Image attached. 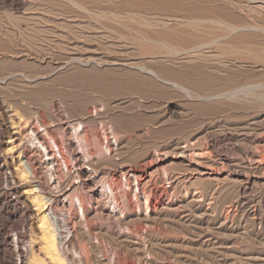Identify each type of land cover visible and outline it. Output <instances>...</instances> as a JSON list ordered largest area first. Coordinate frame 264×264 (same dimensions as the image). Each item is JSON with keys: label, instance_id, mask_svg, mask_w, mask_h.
Segmentation results:
<instances>
[{"label": "rangeland", "instance_id": "rangeland-1", "mask_svg": "<svg viewBox=\"0 0 264 264\" xmlns=\"http://www.w3.org/2000/svg\"><path fill=\"white\" fill-rule=\"evenodd\" d=\"M24 1H25V4L23 2L22 6L18 10L15 9V11L10 6L3 5L2 3H0L1 4L0 5V9H1L0 10L1 11L0 12V18L2 21H4V22L0 21L1 22L0 24L4 23L3 24L4 27L2 25H0V26H2V31H3L2 32L1 28H0V34L2 35V33L5 32L2 36L0 35L1 36L0 37V44L5 43L6 47L9 49L14 47V48H12L13 51H12V49L9 50V52H8L9 54L7 53V55H0V65L3 63L0 66L1 69L3 66V69L5 68L3 71L9 72V71H14V68H20V69H15L16 72L19 75H21L20 73H24V74L20 77H19V75L17 77L15 76V79L17 78V82H16V80H14L16 82V83L15 82L14 83L19 85L18 86L19 89L21 87H24L21 89L25 90V88H26L28 92H29V90H31V88L33 90H35L36 87L40 88L41 85L43 87L46 83L49 84L51 81L53 83L50 84V86L52 87L54 85L52 88H54L55 84H56L57 89L56 88L54 89L55 92L58 90H60L63 93L67 91L69 93V95H71V94H73V92H69V91H72L73 89L79 90V88H81L82 85H84L85 89L83 87V90L86 91L88 94L86 92H84L83 90H81L82 88L80 89L82 92L79 90L82 94L79 93V91H77V90L74 91L75 93L78 92L80 95H82V96H80L78 94L80 96L81 100L84 99V102L83 101L80 102L81 100H80L78 95H77L78 98H76V99H78L77 101L79 103L76 102V99H75L76 96L72 95L73 96V98H72V96H69L67 92H66L67 94L66 93L61 94L60 91H58L59 94L57 92H56V95L54 93L51 94V99H54L58 103L60 101V103L62 104V101H63V103H66V102H64V99H62V101H61V99H59V96H60V98L61 97L63 98V96L65 97L67 95V98L65 97L66 98L65 101H72V102H67V103L69 105H72V106L74 105L75 108H73L74 106L72 107V106L66 105L67 103L65 105L69 106V107H67V109L69 108L68 110L70 111V114L74 113L75 115L82 114L85 112L86 109L92 108V106H91L92 100L88 101L87 100L88 97L89 98L91 97L90 99H92V97H93L94 98L93 101L96 103L100 102V100H101L100 103H104L105 106H107L110 103L108 105L110 108L108 106H107L108 108L105 107L107 109L104 108V111L107 110L106 111L107 113L106 112L104 113L102 110L101 112H99L101 115H99V113L94 115L96 118L94 117V120L92 119L91 122L93 124H91V122H89L88 126L92 125L93 126V128L91 126L92 129L98 128L99 124L101 125V122H102V125L104 124L105 125L104 128H106L105 132L107 133V139L111 140V141L108 140L109 143L112 142L113 137H115L118 141L117 146H116L117 150H116V152H114V153L118 152L117 153L118 155L117 154L110 155V157L109 156H108V158L106 157L107 159L105 158V156H102L99 158L98 157H92V158L85 157L84 161L83 160L81 161V163H83L84 165L83 164L81 165V163H80L81 166L79 165V167L78 166L75 167V169H73L70 172L69 171L67 172V169L66 168L64 169L65 166L63 165V163L61 161H59V162H61L60 164H61V168L63 170V175L66 173L64 175L65 178H63V182L65 184L64 185L62 184L64 187H62L61 192L65 193V194H69V193L74 194V192H75V195H78V197L79 196L81 197V195L83 196L82 198L86 197L85 201L87 202V203H85V206L87 208L85 210L86 212L84 213V215L86 214L83 217L84 219L83 220L81 219L82 217L80 216L79 212H78L79 215L77 214L78 216H76V221L77 222L79 221V222L76 226L77 229L73 230V231H75L76 234L74 232H72V238L75 237L73 239L75 240L74 242L77 245L74 246L75 245V243H74V244H72V245L70 244L68 246L69 248L67 250L69 252L67 251V254H68V256L70 254V256L68 257L69 261L72 262L73 264L74 263L78 264V261L80 263L82 261L83 264H88L87 263L88 261H90L89 264L90 263H92V264H96V263H98V264H264V156H262V155H264V104H263L264 103V96H263V94H264V51H263L264 46H262V44H261V43H264V31H262V29L264 30V28H262V25L264 27V1L262 2V0H260V1H258V0H256V1L255 0H252V1L251 0H240V2L239 1L237 2V0H235V1L234 0H232V1L231 0H203V1L200 0V3H199L198 0H196V1L195 0H179V1L170 0L173 2H180L181 1L182 3H191V4L194 1L195 2L193 4H195V3L196 4H198V3L199 4H201V3L206 4L209 2L210 4H213L214 6H219V7H223L224 9H227L226 11H227V14L230 15L229 16L230 19H231V15L234 13V16L236 18L240 19V20H238V19L232 18V20H234L236 23H234V21L230 22V20L228 21V20H226V18H224L225 19L224 20L223 17L217 18V20L219 22H222V23H233V24L238 23L239 25L242 23L240 25V27H238L239 25L237 24L238 25V26L236 25L237 28H235V29L233 28V32H232V34L230 33L231 35L229 36L230 41L231 40L232 41L231 42L229 41V42L231 44L233 43V45H234L235 41H233V40H237L236 41L237 45L239 43L242 45L243 44L245 45V42L248 40L246 45L248 44L249 47L243 46L245 48L244 52H243V49L238 50L239 53H240V51H242L240 56L243 53H245L247 50V53H245V55H246L245 60L247 59L246 61H244V59H243L244 55H242L243 57L241 56L242 60L240 59L239 62H238V60H235L234 62L231 61L229 63V61L226 62V60L225 59L223 60L222 58H219L220 60H218L220 66L224 67L225 70L230 71V74L227 76H230L231 74L233 75V73H234V75L237 74L236 76H238L240 74L238 76V78L235 76L236 80H235V82L232 83V85L234 87H235L234 83L236 84V86L238 87V90L236 87H235L236 91L233 90L234 87L231 85L232 87L230 86L229 89H232L233 91L229 90L228 87L227 88L223 87L227 91V92L225 91L226 92L225 93L224 91H222L223 89H221V86H219L220 87V92H219V88L217 86V87H214L215 89L213 88L214 91L212 90L214 94H212V96L210 95L211 97H214V96L215 97L211 98L209 96H205V97H207V99H205V98H201L202 97L201 94L203 92L201 94H198V93H200L201 90L196 91L197 93H195V91L193 92L192 89H195V90H199V89H196L194 87L190 88L192 86H190L188 90H189L190 94L194 93L193 94L194 96L193 95L190 96L189 92L187 91V88H188L187 85L188 84L186 85V84L182 83V81H181L180 84L181 85L184 84L183 86H184V88L186 87L185 90L188 93L186 91L184 93V91H182L183 90L182 88H178V89L177 88H171L173 92L169 91V90H171L169 88L167 90V92H165L166 94L170 92L167 95L168 96L167 98H166V94H165V96L162 95V97L157 94L159 97H161L159 100H158L159 97L156 95V93L154 94L153 92H149V89L147 90L148 91L147 94L150 95L149 93H151V95H150L151 97H149L147 99V96H146L147 94L145 93L146 91H144L142 89L141 90L143 93L141 96L140 95L141 90H139L140 88L138 87V85L137 86L134 85V82H133L134 80H130L132 77L130 78V76L126 75L127 78H130V79H127L126 77L123 78L125 76L124 73H123L124 76L121 75L122 74V67H124V66H125V68H123V70L127 69V71H128V69L131 67L129 69V71H131V70L135 71V69L137 67V66H135L136 63H138L136 65L140 64L141 66L144 64H145V66H148V64H149L148 63L149 61H147V63H146V60H148V59H145L146 57H144L142 55L140 56L138 50H136L137 48L136 47L133 48V46H135V45L132 44L133 46H131L130 40H128L130 38V36H129L130 34H128V31H130L129 33H131L132 35L135 36L136 31L134 29H136L138 27L137 21H139V18L134 19V21H132L135 23V20H136V23H137L136 25L134 23L128 25V27H127V25H125L128 22L131 23L130 21L134 17L135 18L139 17V14H140L141 19L143 18L142 16H145L146 14L147 15L145 17L148 16L149 12L146 9H148L147 6L149 7V5H151V3H149V0H147L149 5H147V1H146V3L143 2L145 0H142V1L141 0L140 1L135 0L136 2H139L137 4L134 0L133 1L132 0H130V1L129 0H116V1L112 0L113 3L111 0H109V1L108 0H88L89 2L87 0L86 1L85 0H53V1L52 0H41V1H39V0H24ZM60 1L63 3H61ZM96 1H97V4H96ZM123 1H124V4H123ZM157 1L154 0L153 3L157 2ZM159 1H161V0H159ZM162 1H164V0H162ZM245 1L246 2L248 1L247 5L249 6V8L252 7V9H250V10L246 9V8H248V6L246 5ZM42 2L44 5L42 4ZM48 2L51 3L52 5L51 4L49 5ZM77 2L80 4L82 3V4L81 5L75 4ZM102 2L104 5L102 4ZM105 2H106V4H105ZM141 2H143V3H141ZM233 2L234 3L237 2V4H234ZM84 3H85V5H84ZM238 3H242V4L245 3V4H243V6H242V4L239 5ZM27 4H28V6H27ZM58 4H59V7H58ZM62 4H63V6H62ZM134 4H135V6H133ZM138 4L142 5V6L139 5L142 7V9H144V7H145L146 9H144V11L146 10L148 13L142 12L141 11L142 9L139 6L137 7ZM253 4H254V6H253ZM259 4H261V5L258 6ZM24 5L27 6V8H26L27 11L24 10L25 9ZM37 5H38V8H37ZM111 5H112V7H111ZM244 5H246L247 7H245ZM126 6L128 8H126ZM229 6H231L232 8L230 9ZM136 7H137V9H136ZM237 7H239V8H237ZM240 7H242V12H241ZM39 8H40L41 12H39L40 11ZM31 9H33L34 11L36 9L35 13H33V12L31 13L30 12V11H32ZM48 9H49V11H48ZM56 9L58 10V12ZM63 9H64V11H63ZM51 10H52V12H51ZM55 10H56V12H54ZM244 11H247V12L251 11L252 13H250V12L248 13L251 17L247 14V12H244ZM6 12L9 14H7ZM23 12H25V13H23ZM46 12L47 13L49 12V13L44 14ZM97 12H99L98 14H100V15H98ZM230 12H231V14H229ZM53 13H55V14H53ZM66 13L67 14L69 13V14L67 15ZM78 13H79V15H78ZM82 13H83V15H82ZM113 13L114 14L115 13L121 14L122 16L119 15L121 19L119 18L117 20V18H115L116 16L119 17L118 15H115V17L113 19V15H114ZM141 13L143 15H141ZM33 14H35L36 16L34 17ZM134 14H138L137 17L134 16ZM7 15H9L8 18H7ZM85 15H87V16H85ZM128 15H129V17H127ZM130 15L131 16L133 15L134 17L133 18L131 17L132 18L131 19ZM38 16H40V17H38ZM90 16H91V18H90ZM2 17H4V18H2ZM36 17H38V18H36ZM98 17H99V19H98ZM31 18H32L33 22L29 23V20ZM73 18L75 20H73ZM122 18H126V19L124 20ZM253 18H255L256 21ZM25 19H26V23H24ZM33 19L34 20L36 19L37 21L41 20V22H38L36 24L37 21L36 20L34 21ZM128 19L130 21H126ZM241 19H242V22H241ZM8 20L10 23H11V20H12V23L13 22L15 23V21L18 22L17 25H19L20 27L19 26L17 27V25H14V23L10 24L8 22ZM114 20H116V21H114ZM119 20H123L125 23V24L123 23V25L126 26L125 27L122 25V30H120L121 24H119V23H121V21H119ZM251 20L253 22L255 21L254 23H257V25L259 23L258 26L261 28H259L257 25L255 26L254 23L252 24ZM97 21H99V23ZM117 21L119 23H117ZM55 22H59V23H55ZM114 22H116L117 24ZM32 23H33L34 28H33V26H31ZM39 23H42L43 25L42 24L38 25ZM44 23H47V25ZM110 23H112L113 25ZM249 23L252 24V27L253 26H255V27L251 28ZM29 24H31V25H29ZM52 24L55 26H53ZM98 24H99V26H98ZM114 24H115V26L116 25L117 26L114 27ZM13 25L17 28H15ZM132 25L137 26V27L134 28ZM242 25L246 29L244 27H242ZM12 26H13V29L11 28ZM24 26H26V27H24ZM29 26H30V28L27 29ZM41 26L45 29V31ZM69 26H71V27H69ZM22 27H24L26 30L21 29ZM39 27H41V28H39ZM50 27H52V28H50ZM112 27H114V28H112ZM123 27H125V28H123ZM248 27L250 29H248ZM7 28L9 30H12V35H11V31L9 32L8 30H6ZM36 28H39V29H36ZM66 28L69 32L66 31ZM69 28L72 30H70ZM100 28H102V29H100ZM126 28L128 31L126 30ZM243 28H244V30H243ZM257 28L259 30H257ZM19 29H21L22 32H23V30H25L23 32L24 34L20 33V34H22V36L24 35L23 38L26 37V35H27L28 39H29V37L30 38L32 37V38L25 42V39L23 40L22 36H21L20 39L22 41H24L25 43L22 42L20 39H18V37H15L16 39L12 41V39H14L13 37L16 36L20 32ZM63 29H64V31H63ZM113 29L114 30L116 29L118 32H116V30L114 31ZM254 29H256V30H254ZM13 30H15V31H13ZM32 30H34L35 32ZM38 30H40L41 32ZM111 30H113V31H111ZM123 30H125L127 32L125 33V31L123 32ZM131 30H134L135 33ZM241 30H243L245 32V34H243L242 33L243 31L241 32ZM29 31H31V32H29ZM48 31H49V33H48ZM51 31H52V33L54 31L53 34L51 33L52 36L50 34ZM98 31H100V32H98ZM120 31H122L123 35L125 33L126 36H128L129 38L127 39V37L124 35L127 39V40H125L124 36H122V35L118 36V34H116V33H119ZM42 32H43V34H41ZM46 32L48 35H46ZM75 32H76V34H75ZM110 32H112V33H110ZM6 33H8V34L10 33L11 36L10 35L9 36L12 37V38H10V40H9L8 35H6L8 37L7 39H5L6 36H5V38L3 37ZM13 33H14V35H13ZM15 33H16V35H15ZM31 33H36L37 36H36V34L32 35ZM233 33L234 34L237 33V35L231 38V36H233ZM239 33H241L242 35H239ZM252 33L253 34L255 33L254 37H253ZM120 34H121V32H120ZM248 34L250 35L249 38L247 37V36H249ZM28 35H30V36H28ZM42 35H44V36H42ZM72 35H73V37H72ZM96 35H98L99 37L97 36L98 37L97 38ZM243 35L244 36L247 35L246 37L248 39L246 37L243 38ZM256 35H257V37H256ZM17 36H20V35H17ZM45 36L47 37V39L44 38ZM48 36H51V37H48ZM121 36L123 38H120ZM52 37H54L56 40L54 41V38H52ZM91 37H93V38L90 39ZM252 37H253V39H252ZM2 38H4L3 40L6 42L1 43ZM43 38L45 40L49 39V40H51V42L53 41V44H51L49 42V40L46 42ZM74 38H75V40H74ZM118 38H120V39L118 40ZM131 38H133V36ZM229 38H226V42H228L227 39H229ZM237 38L240 40H238ZM8 40H9V42L7 43ZM32 40H36V41L34 42ZM71 40H73V41H71ZM77 40H79V41H77ZM242 40H243V42H242ZM120 41H124V42H120ZM27 42H28V45L26 44ZM32 42H34V43H32ZM54 42H56V43L54 44ZM221 42L224 43L225 39ZM226 42H225V44H226ZM236 42H235V45H236ZM36 43H38V44H36ZM62 43H64V44H62ZM121 43H123V44H121ZM125 43L130 44V45H126ZM39 44H41V45H39ZM68 44L71 45L72 49L69 47ZM72 44L75 46L78 44L79 45L76 48L75 46L72 47L73 46ZM9 45H12V47L11 46L9 47ZM19 45H20V47H19ZM26 45H27V47H26ZM52 45H54V46H52ZM55 45H56V47H55ZM57 45L58 46L60 45V46L58 47ZM237 45H236V47H237ZM250 45L253 47H255V45H256V49H254ZM42 46H45V47H42ZM50 47H52V48H50ZM247 47H248V49H246ZM16 48L19 50L18 53H17V51L16 52L14 51V50H17ZM31 48L32 49L34 48V49L32 50ZM35 48H36V50H35ZM43 48H44V50H43ZM46 48H48L47 49L48 52L45 50ZM249 48L252 50H250ZM66 49H69V50H66ZM70 49H71V51H70ZM49 50H51V51L49 52ZM133 50H134L135 54L132 52ZM10 51H11V53H10ZM258 51H260V52H258ZM38 52H39V54H38ZM51 52H53V53L51 54ZM120 52H121V54H119ZM13 53H14V55H11ZM22 53H24V54H22ZM41 54H42V56H41ZM235 54H237V52ZM257 54L259 57L258 56L256 57ZM75 55H77L78 57L77 56H76L77 58L74 57ZM137 55L139 58L141 57V59H139L137 57ZM237 55H239V54H237ZM2 56H4V57H2ZM247 56H249L250 59H249V57L247 58ZM252 56L254 59L252 58ZM142 57H143V59H142ZM42 58H44V59H42ZM2 60H4V61H2ZM140 60L142 61V64H141ZM29 61H30V63H28ZM134 61H135V64L133 63ZM26 63H28V65ZM225 63H226V65H225ZM235 63H236V65H235ZM59 64H61L62 66H60ZM244 65H246L247 67ZM9 66L10 67L12 66V68H8ZM58 66H60V68ZM227 66L228 67L230 66V67L228 68ZM237 66H238V68H237ZM239 66H243V67L239 68ZM34 67L35 68L37 67L36 69H38V70H40V69H43V70H41V71L34 70L35 69ZM82 67H83V69H82ZM95 67H96V69H95ZM226 67L228 69H226ZM231 67H232L233 73H231L232 72ZM6 68H8V69H6ZM241 68H243L244 70L246 68L247 69L244 72L243 69H241ZM9 69H11V70H9ZM88 69H89L90 73L88 72ZM106 69L108 71L109 70H112V71L106 72L107 71ZM114 69H116L115 70L116 73H118V71H120L119 73H121V74L118 73V75H116V73H115L113 75ZM224 69H220L221 72L219 74H221L222 72H224L225 74L228 73L227 71L225 72ZM233 69H236V70H233ZM30 70L31 71L33 70V73H37V74L39 73L40 75L43 76V77L39 76V78H37L35 80L36 82L35 81L30 82L32 85L29 82H26L28 80H26V76L24 77V75H27L30 72ZM73 70H76V71H73ZM247 70L249 72H247ZM48 71H49V73H47ZM216 71L218 72L219 69H217V70L214 69L213 73L216 74L217 73ZM25 72H28V73L26 74ZM40 72H42V73H40ZM72 72L74 74H76V76L81 74L80 75L81 78H79V76L76 77ZM75 72H77L78 74ZM82 72H83V75H82ZM86 72H87V74H86ZM224 73H222L223 75L221 74L222 77H227V76H225ZM241 73H244V75ZM60 74H62V75H60ZM259 74H261V75H259ZM66 75H68V76L66 77ZM73 75H74V77H73ZM87 75H89V76H87ZM112 75L114 77H112ZM115 75L116 76L120 75L119 78L123 79L122 81H124V82L119 80L118 77H115ZM221 75H219V76H221ZM256 75H258V76H256ZM58 76H62L59 78L60 79L62 78V82L64 81L63 83H61V80L59 78H57ZM63 76H65V78L67 79L68 82L66 80H63V79H65ZM85 76H86V78L87 77L88 78L86 79ZM94 76H95V78H94ZM254 76H255V78H254ZM21 77L23 80H21ZM50 77H51V80H50ZM101 77H103L104 79ZM107 77L110 79H108ZM241 77H243V78H241ZM56 78H57V80H56ZM113 78H118V79L116 81ZM244 78H246L245 79L246 81H243ZM43 79H44V81H42ZM53 79H54V81H53ZM85 79H86V81H85ZM111 79H112V81H110ZM237 79H239V80H237ZM260 79H262L263 81ZM38 80H40V82ZM55 80L57 82H60L59 85L57 84V82ZM128 80L130 82H128ZM18 81H22V84H24V85L22 86L20 82L18 84ZM87 81H89V82H87ZM91 81H92V83L93 82L94 83L92 84ZM118 81H119V83H118ZM177 81H179V80H177ZM177 81H175V82L179 83ZM236 81L237 82L239 81V82L237 83ZM23 82H25L26 84ZM41 82H42V84H41ZM44 82H46V83L44 84ZM72 82H73V84H72ZM76 82L79 85L82 84L81 87L79 85H77ZM95 82L98 84H96ZM100 82L101 83L103 82L102 83L103 85ZM113 82H114V85H111V84H113ZM243 82L247 88L243 86L244 85ZM254 82H256V83H254ZM27 83L30 84L31 87ZM69 83H70V85H68ZM129 83H130V85L133 83L132 86L133 85L135 86V88L133 90H132L131 86L128 87ZM15 84H13V86H12V84L7 85L6 86L7 90L10 91V89H12L11 86L14 87ZM64 84H66V85H64ZM71 84H72V87L74 86L73 88L71 87ZM60 85H61V87H60ZM63 85L66 87V89H69V90L65 91V89L63 88L64 87ZM86 85H87V87H86ZM90 85H91V87H90ZM96 85H98V86H96ZM100 85L101 86L106 85V86L100 87ZM249 85H251V86H249ZM45 86L48 87V85H45ZM168 86L171 87V85H168ZM16 87L17 86H15V88ZM33 87H35V89ZM92 87H94V88H92ZM99 87L102 89H100ZM111 87H112V89H111ZM239 87H240V90H239ZM241 87H242V89H241ZM62 88H63V90H62ZM123 88H124V90H123ZM136 88L139 90L140 94H138V90ZM216 88H218V89L216 90ZM254 88H255V90H254ZM125 89H127V90H125ZM135 90H137V92ZM178 90H180L179 93H178ZM215 90H216L218 95L219 94L221 95L222 92H224L225 94L222 93V98H219V97H217ZM228 90L232 91L233 94H232V92L230 94V92H228ZM242 90H244L247 94L244 91L242 92ZM102 91L104 92V94ZM105 91H107V92H105ZM52 92H53V89H52ZM110 92H111V94H110ZM176 92L180 96H177ZM238 92H240V93H238ZM258 92H260V93H258ZM106 93H109L108 96ZM171 93H172V95H170ZM256 93H258V94H256ZM137 94H138V96H137ZM143 94L144 95L146 94L145 95L146 97L143 96ZM53 95H55L54 97H56V98L58 97V99L56 100V98H53ZM229 95H231V97ZM233 95H234V97H233ZM68 96L71 97L73 100H71V98H69ZM84 96H85V98H84ZM115 96H116V98H115ZM170 96H171V98H170ZM237 96H238V99L236 98ZM258 96H260V97H258ZM261 96H263V97H261ZM124 97H125V99H124ZM140 97L143 100L140 99ZM40 98L39 99L41 101L39 99L38 100L40 101L41 105L44 104V103H42L43 98H44L43 102H45L46 99H48L46 97H40ZM153 98H155L154 99L155 103L153 102ZM156 98L158 101L156 100ZM74 99H75V102H74ZM85 99H86V102H85ZM98 99H99V101H98ZM107 99H109V101ZM48 100L50 101V99H48ZM140 100H142V101H140ZM49 101L47 102V104L49 103ZM117 101L119 102V104ZM128 101H130V102L133 101L132 105L128 106V104H127V103H129ZM134 101H139L142 103L141 104L139 103V105L135 104V106H134L133 105L135 103ZM148 101L151 102L150 105L148 104L149 103ZM116 102L118 105L116 104ZM120 102H121V104H120ZM236 102H237V104H236ZM75 103H77V104H75ZM80 103H83L84 105L83 104L79 105ZM144 103L147 104L146 106L149 105L148 106L149 109H147V107L145 106ZM240 103H241V105L244 103L246 106L242 105L243 106L242 107L240 105ZM47 104H46V108L48 109ZM111 104L113 106L115 104V107H113ZM123 104L125 105V107ZM82 105L84 106V109H82L84 112L81 110V108L83 107ZM85 105H87V106L89 105V107L86 106L87 108L85 109ZM94 105H95V103H94ZM136 105H138V106H136ZM208 105H210V106H208ZM77 106H79V108ZM80 106H82V107H80ZM132 106H134V107H132ZM150 106H153L154 110H151L152 107H150ZM218 106L220 108H218ZM257 106H259V108ZM76 107H77V110L79 109L81 112L79 111V113L77 112V114H76V112H75V111H77V110H75ZM128 107H131V108L127 109ZM236 107H238V108H236ZM26 108L28 109L27 113L29 112V114H32L31 115L33 118L32 120L34 121L37 117V115H36L37 114V107L35 105H30V106L27 105ZM29 108H30V110H29ZM31 108L33 111L31 110ZM232 108H233V110H232ZM243 108L245 110H243ZM174 111H176V112H174ZM47 112H49L50 115L52 114L51 111H49V110H47ZM68 112H67V114H69ZM75 115H73V116H75ZM149 115H150V117H149ZM150 118H152L153 120ZM95 120H97V121H95ZM1 122H2V115L0 113V123ZM89 128L90 127H87V129H89ZM91 128L89 130H91ZM99 129H100V126H99ZM190 134H192V135H190ZM186 138H188V139L186 140ZM3 141H5V140L3 139ZM184 141H186V142H184ZM184 143L189 148H187L186 145L183 146ZM191 144H194V146ZM174 145H176L177 147ZM180 149L181 150L184 149L183 154L187 155L188 158L190 157V162L188 161L189 159L187 157H185L183 155L178 156V152H180ZM187 149H189V150H187ZM198 149L200 151V154L197 153ZM193 150H196V151L194 152ZM153 152L155 153V156L160 158V160H161V163L159 165L160 166L159 169H156V167L153 165V163L151 164L152 161L150 159V156L152 154H154ZM191 152L193 153V155L191 154ZM209 152L211 154H209ZM187 153H189V154H187ZM173 154H175V155H173ZM190 154L192 156H195V157L192 158ZM197 154H198V156H196ZM200 155L204 160H206L205 162H204V160H202L201 157H199ZM260 156H262V157H260ZM103 158H105V159L103 160ZM192 159H193V161H192ZM195 159H198V162L201 163L202 165L197 164L198 162H196ZM223 159L226 161L228 160V162L225 163L226 161H223ZM249 160H250V162H249ZM261 160H262V162H261ZM202 161H203V163H205L204 164L205 166L203 165ZM258 161H259V163H258ZM206 162L211 163L209 167H208L209 164ZM88 163H90V164H88ZM187 163H190V164H187ZM223 163H224V165H223ZM121 164H123V165H121ZM193 165L195 168H193ZM113 166H114V168H113ZM117 166H122L123 168L125 167L126 168L125 170H133L134 169L133 167L140 168L141 171H143V173H146L145 174V175H147L146 180L144 178V180L142 182L138 183V185L136 184L137 183L136 180H131L132 187L128 188L124 177H122L123 174H121L119 172V173H116L114 175H111L110 172L115 171V169L118 168ZM190 166H191V168H190ZM111 168H112V170H111ZM192 168L195 170H197V169L199 170V168H206V171L209 174H207V175L199 174V172L192 170ZM95 170H97V171H95ZM103 171H105V172H103ZM147 171H148V173H147ZM149 172L151 174H149ZM77 173H79V175ZM77 175H78V177H77ZM84 180H85L86 184L83 186V185H81L82 184L81 181H84ZM246 181L249 183L247 191H246L247 193L245 192V194H242L243 193L242 184L245 185ZM133 183H135L136 185H133ZM143 184H144V186H143ZM4 185H6V184H3L2 186H0L1 187L0 193L2 191H3L2 193L9 192L8 190L10 189V187L8 185H6V186H4ZM6 187L8 190L5 191ZM26 187L29 189L31 187V184L26 182V183H24V185H22V188H24L23 189L24 192H27V190H28ZM74 189H76V190H74ZM138 192H139V194H138ZM127 195L129 197H127ZM144 195H149L148 206L146 204ZM99 197H100V200H99ZM242 197L246 198V201L243 205H241L239 203L240 199ZM62 198H63V196H61V200L66 202V200H64ZM128 199H131L132 202H134V204H135L134 205L135 206L134 211L131 209H128V207H129L127 204ZM63 201H61V207H63L62 204L65 203ZM137 207L138 208L140 207L139 210H137L138 209ZM30 215L32 217H30ZM100 215H101V217H100ZM146 216L147 217L149 216V217L146 218ZM33 217H34V215L32 213H30L29 214V220H28L29 225L27 226L28 229H27V233H26L25 242L27 243L29 241L28 243L30 244L32 242L31 241L32 239L33 240L36 239L32 242L31 245H32V248L36 251V253H39V255H40V251L38 249H36L38 247V244H39L37 241L39 238L37 236L38 233L34 229V224H36V221H35L36 218H33ZM108 217H109V219H108ZM85 219L87 220L86 222H85ZM81 220L85 223L90 222L89 224H91V225H89L88 223L85 224ZM80 221L83 224H81ZM79 223L81 224V226ZM9 224L10 223H8V224L6 223L3 226V229H4V231L9 232L8 233L9 239H13V235L15 233V229H13V228L15 226L13 224H10V225ZM29 226L32 228V231H35V233H36V234H34L35 236L32 239L30 237ZM82 232H83V234H82ZM70 234H71V232L69 234L67 232L68 236ZM80 236H81V238H80ZM29 239H31V240H29ZM77 240H80L79 243L80 242L84 243L85 244L84 247L87 246L86 248H88V249L85 248L87 255L91 251V253L89 254L91 257L88 255L90 260H89V258H88V260L86 258H84L86 260L85 262H84V260H82L83 254L80 252L82 250H79V249H81L80 247L83 244L81 243L80 247H79L78 246L79 243ZM96 244H98V245H96ZM71 246L73 248L75 247L74 248L75 250L77 249L76 252L79 251V254L80 253L82 254V255L80 254L82 258L78 257L80 255L79 254L77 255ZM88 250H90V251L87 252ZM82 252H84V251H82ZM83 256L85 257V255H83ZM98 257H99V259H98ZM123 257H124V259H123ZM91 260H93V262H91Z\"/></svg>", "mask_w": 264, "mask_h": 264}, {"label": "bare ground", "instance_id": "bare-ground-1", "mask_svg": "<svg viewBox=\"0 0 264 264\" xmlns=\"http://www.w3.org/2000/svg\"><path fill=\"white\" fill-rule=\"evenodd\" d=\"M1 2L0 3H2L3 5H7V6H10L11 8H13V10L15 11V9L16 10H18L21 6H22V4H23V2H24V4H25V1L24 0H0ZM39 1H41V0H39ZM38 1V2H39ZM53 1V0H52ZM51 1V2H52ZM86 1V0H85ZM88 1V0H87ZM109 1V0H108ZM112 1V0H111ZM116 1V0H115ZM130 1V0H129ZM133 1V0H132ZM135 1V0H134ZM138 1V0H137ZM140 1V0H139ZM142 1V0H141ZM146 1L147 0H145V1H143L144 3H146ZM151 1V2H150ZM157 1V0H156ZM174 1H176V0H174ZM177 1H179V0H177ZM196 1V0H195ZM194 1V2H195ZM199 1V3H200V0H198ZM201 1H203V0H201ZM232 1V0H231ZM235 1V0H234ZM240 2V0H237V2ZM252 1V0H251ZM256 1V0H255ZM258 1H260V0H258ZM264 0H262V2H263ZM30 2V1H29ZM50 2V1H49ZM48 2V3H49ZM58 2V1H57ZM61 2V1H60ZM73 2V1H72ZM75 2V1H74ZM80 2V1H79ZM89 2V1H88ZM99 2V1H98ZM118 2V1H117ZM136 2V1H135ZM143 2H141V3H143ZM154 2V0H149V3H151V5H149V3H148V1H147V5H149V7L147 6V8L148 9H146L145 7H144V9H146V10H148V12H149V14H148V16L147 17H145V16H142L143 18V20L140 18V14H139V17H137V15L138 14H134V16H136L137 18H135L133 15L131 16L130 15V18L132 17H134L131 21L128 19V20H126V21H130L131 23H127V24H125L124 23V21L123 20H119V21H121V23H119L118 21H117V23H119V24H121V29L120 30H122V25H123V23L125 24V25H127V27H128V25H130V24H132V23H134V22H132V21H134V19H138L139 18V21H137L138 22V24L136 23V20H135V25L137 24L138 25V27L137 26H133L134 28H136V29H134L135 31H136V34H135V36L134 35H132L131 33H129L130 31H128L127 30V28H126V30L128 31V34H130L129 36H130V38L133 36V38H129L128 36H126V32L127 31H125V30H123V32L125 31V33H124V35L127 37V39L128 40H130V43H131V46H133L132 44H134L135 46H133V48L134 47H136L137 49L136 50H138V52H139V54H140V56L142 55V56H144V57H146L145 59H148V60H146V63H147V61H149L148 63V66H145V64L144 65H136V64H138V63H136L135 64V61L133 62L134 64H135V66H137L136 67V69H135V71L134 70H131V71H129V69L131 68H129L128 69V71H127V69H125V70H123V68H125V66L124 67H122V74L121 73H119L120 71H118V73L119 74H121V75H123V73H124V77L123 78H125L126 77V75L127 76H130V78H127V79H130V80H134L133 82H134V85H138V87L140 88L139 90H144V91H146L145 93L147 94V90L149 89V92H153L154 94L156 93V95L158 94V95H160L161 97H162V95H164L165 96V92H167V90L170 88H182L183 90L182 91H184V93H185V88H184V84H188L187 85V91L189 92V87L190 86H192V87H190V88H196V89H199V90H195V89H192L193 90V92L195 91V93H197L196 91H200V93H198V94H201L202 92V94H201V98H205V99H207V97H205V96H209V97H211L212 96V94H214L213 93V91H214V87H217L218 86V88H219V92H220V87L219 86H221V89H223L222 91H226V89L225 88H223V87H228V89H229V87L232 85V83L233 82H235V80H236V78H235V76L237 75H234V73H233V71H232V67H231V73H233V75L231 74L230 76H227V75H229L230 74V71H228V70H225L224 69V67H222V66H220V64H219V61L218 60H220L219 58H222L223 60L225 59L226 60V62L227 61H229V63L231 62V61H235V60H238V62H239V60L241 59L242 60V55H244V57H243V59H244V61H246L245 60V53H247V50H246V52L245 53H243L241 56H240V54H241V52L242 51H240V53H239V51L238 50H242L243 49V52H244V47L243 46H248V44L246 45V43H247V41L245 42V45L243 44H238L237 45V40H233V41H235L236 42V45H237V47H236V45H235V42H234V45H233V43L231 44L230 42L232 41H230V38H229V36L232 34V32H233V28L235 29V28H237L236 27V25L238 24H233V23H222V22H219L218 20H217V18H221V17H223V19L224 18H226V20H230V22H232V21H234V20H232V18L233 19H238V20H240L239 18H236L235 16H234V13L231 15V19H230V15H228L227 14V9H224L223 7H219V6H214L213 4H210L209 2V4L208 3H204V4H199L198 2V4H191V3H182L181 1V3L180 2H173V1H170V0H164V1H157V2H155V3H153ZM187 2V1H186ZM207 2V1H206ZM212 2V1H211ZM237 2L236 3H234V4H237ZM246 2V1H245ZM248 2V1H247ZM247 2H246V5H247ZM53 3V2H52ZM55 3V2H54ZM61 3H63V2H61ZM91 3V2H90ZM112 3H113V1H112ZM133 3V2H132ZM131 3V4H132ZM137 3H139V2H136V4ZM215 3V2H214ZM226 3V2H225ZM231 3V2H230ZM39 4V3H38ZM41 4V3H40ZM42 4H43V2H42ZM51 3H49V5H50ZM75 4H77V5H79L80 3H75ZM74 4V5H75ZM82 4V3H81ZM80 4V5H81ZM92 4V3H91ZM96 4H97V1H96ZM101 4V3H100ZM102 4H103V2H102ZM105 4H106V2H105ZM122 4V3H121ZM123 4H124V1H123ZM128 4V3H127ZM239 5H241L242 3H238ZM243 4H245V3H243ZM243 4H242V6H243ZM255 4V3H254ZM254 4H253V6H254ZM262 4V3H261ZM261 4H259L258 6H260ZM1 5V4H0ZM44 5V4H43ZM47 5V4H46ZM48 5V6H49ZM52 5V4H51ZM84 5H85V3H84ZM87 5V4H86ZM104 5V4H103ZM139 5H141V4H138L137 5V7L139 6ZM145 5V4H144ZM220 5V4H219ZM229 5V4H228ZM238 5V6H239ZM246 5H244L245 7H247ZM27 6H28V4H27ZM27 6H25L24 5V7H25V9L24 10H26V8H27ZM30 6V5H29ZM40 6V5H39ZM62 6H63V4H62ZM125 6V5H124ZM123 6V7H124ZM133 6H135V4L133 5ZM142 6V5H141ZM141 6H139L141 9H142V7ZM224 6V5H223ZM252 6V5H251ZM5 7V6H4ZM23 7V8H24ZM58 7H59V4H58ZM57 7V8H58ZM89 7V6H88ZM92 7V6H91ZM109 7V6H108ZM111 7H112V5H111ZM130 7V6H129ZM137 7H136V9H137ZM230 7V9L232 8L231 6H229ZM263 7V6H262ZM33 8V7H32ZM37 8H38V5H37ZM41 8V7H40ZM40 8H39V10H40ZM48 8V7H47ZM101 8V7H100ZM103 8V7H102ZM126 8H128L127 6H126ZM134 8V7H133ZM139 8V9H140ZM237 8H239V7H237ZM241 8V12H242V7H240ZM22 9V8H21ZM20 9V10H21ZM34 9V8H33ZM33 9H31L32 11H30L31 13L33 12V13H35V11H36V9H35V11L33 10ZM60 9V8H59ZM130 9V8H129ZM144 9H142L141 11L142 12H144V13H146L147 11L145 10L144 11ZM229 9V8H228ZM246 9H252V7L251 8H249V6H248V8H246ZM261 9V8H260ZM1 10V9H0ZM23 10V11H24ZM30 10V9H29ZM38 10V11H39ZM57 10V9H56ZM56 10L54 11V12H56ZM62 10V9H61ZM71 10V9H70ZM81 10V9H80ZM115 10V9H114ZM122 10V9H121ZM131 10V9H130ZM9 11V10H8ZM22 11V10H21ZM27 11V10H26ZM48 11H49V9H48ZM63 11H64V9H63ZM90 11V10H89ZM231 11V10H230ZM1 12V11H0ZM12 12V11H11ZM39 12H41V10L39 11ZM51 12H52V10H51ZM50 12V13H51ZM57 12H58V10H57ZM70 12V11H69ZM74 12V11H73ZM88 12V11H87ZM129 12V11H128ZM133 12V11H132ZM147 12V13H148ZM229 12V11H228ZM244 12H247V11H244ZM250 13H252L251 11H249ZM249 12H247V14L249 13ZM260 12V11H259ZM7 13V12H6ZM23 13H25V12H23ZM30 13V14H31ZM49 13V12H48ZM47 12L46 13H44V14H48ZM76 13V12H75ZM89 13V12H88ZM99 12H97V14H98ZM108 13V12H107ZM137 13V12H136ZM139 13V12H138ZM7 14H9V13H7ZM29 14V13H28ZM43 14V13H42ZM53 14H55V13H53ZM64 14V13H63ZM67 14V13H66ZM69 14V13H68ZM67 14V15H68ZM114 14V13H113ZM127 14V13H126ZM129 14V13H128ZM229 14H231V12L229 13ZM246 14V13H245ZM6 15V14H5ZM4 15V16H5ZM52 15V14H51ZM78 15H79V13H78ZM82 15H83V13H82ZM92 15V14H91ZM96 15V14H95ZM98 15H100V14H98ZM97 15V16H98ZM115 15H121V14H114L113 15V19H114V17H115ZM141 15H143L142 13H141ZM236 15V14H235ZM249 15V14H248ZM8 16L9 15H7V18H8ZM11 16V15H10ZM16 16V15H15ZM22 16V15H21ZM31 16V15H30ZM33 16L35 17L36 15L35 14H33ZM49 16V15H48ZM55 16V15H54ZM71 16V15H70ZM74 16V15H73ZM76 16V15H75ZM85 16H87V15H85ZM93 16V15H92ZM122 16V15H121ZM124 16V15H123ZM237 16V15H236ZM250 16V15H249ZM33 17V18H34ZM38 17H40V16H38ZM38 17H36V18H38ZM52 17V16H51ZM57 17V16H56ZM125 17V16H124ZM127 17H129V15L127 16ZM235 17V18H234ZM251 17V16H250ZM259 17V16H258ZM2 18H4V17H2ZM20 18V17H19ZM30 18V17H29ZM59 18V17H58ZM90 18H91V16H90ZM95 18V17H94ZM115 18H117V20L120 18V16L119 17H115ZM246 18V17H245ZM261 18V17H260ZM10 19V18H9ZM79 19V18H78ZM86 19V18H85ZM84 19V20H85ZM98 19H99V17H98ZM101 19V18H100ZM121 19V18H120ZM122 19H126V18H122ZM141 19V20H140ZM248 19V18H247ZM254 20H255V18H253ZM15 20V19H14ZM31 20V21H30ZM29 20V23L30 22H33L32 21V18ZM34 20V19H33ZM36 20V19H35ZM34 20V21H35ZM44 20V19H43ZM42 20V21H43ZM73 20H75L74 18H73ZM225 20V19H224ZM245 20V19H244ZM0 21L1 22H4V21H2L1 20V18H0ZM37 21V20H36ZM72 21V20H71ZM112 21V20H111ZM114 21H116V20H114ZM250 21V20H249ZM252 21V20H251ZM256 21V20H255ZM254 21V22H255ZM0 22V23H1ZM7 22V21H6ZM8 22H9V20H8ZM28 22V21H27ZM38 22H41V20H39V21H37L36 22V24L38 23ZM82 22V21H81ZM94 22V21H93ZM98 23H99V21H97ZM241 22H242V19H241ZM253 21H252V24L254 23ZM10 23V22H9ZM11 23H12V20H11ZM10 23V24H11ZM14 23V22H13ZM12 23V24H13ZM16 23V24H15ZM15 23H14V25H17V23L18 22H16L15 21ZM24 23H26V19L24 20ZM43 23V22H42ZM42 23H39L38 25H41ZM50 23V22H49ZM55 23H59V22H55ZM105 23V22H104ZM114 23H116V22H114ZM116 23V24H117ZM234 23H236L235 21H234ZM245 23V22H244ZM251 23V22H250ZM249 23V24H250ZM4 24V23H3ZM3 24H0V25H2L3 27H4V25ZM35 24V25H36ZM44 24H46L47 25V23H44ZM76 24V23H75ZM78 24V23H77ZM110 24H112V23H110ZM242 24V23H241ZM240 24V25H241ZM252 24H250V26H251V28H254L256 25H257V23H254L255 24V26H253L252 27ZM8 25V24H7ZM13 25V26H14ZM24 25V24H23ZM22 25V26H23ZM27 25V24H26ZM29 25H31V24H29ZM43 25V24H42ZM53 25V24H52ZM61 25V24H60ZM113 25V24H112ZM125 25H123V26H125ZM239 25V24H238ZM237 25V26H238ZM240 25L238 26V27H240ZM246 25V24H245ZM258 25H259V23H258ZM257 25V26H258ZM2 26H0V28H1V31H2ZM13 26L11 27L12 29H13ZM19 25H17V27H18ZM31 26H33V23H32V25ZM37 26V25H36ZM53 26H55V25H53ZM98 26H99V24H98ZM117 26V25H116ZM115 26V24H114V27H116ZM119 26V25H118ZM235 26V27H234ZM247 26V25H246ZM15 27V26H14ZM17 27H15V28H17ZM20 27V26H19ZM24 27H26V26H24ZM24 27H22L21 29H25ZM38 27V26H37ZM42 27V26H41ZM41 27H39V28H41ZM69 27H71V26H69ZM74 27V26H73ZM114 27H112V28H114ZM126 27V26H125ZM125 27H123V28H125ZM242 27H244L243 25H242ZM259 27V26H258ZM6 28V27H5ZM9 28V27H8ZM6 29V30H8L9 32L11 31V35H12V30H9V29ZM14 28V29H15ZM30 28V26L27 28V29H29ZM33 28H34V26H33ZM39 28H36V29H39ZM43 28V27H42ZM50 28H52V27H50ZM76 28V27H75ZM118 28V27H117ZM116 28V29H117ZM245 28V27H244ZM244 28H243V30H244ZM259 28H261V27H259ZM262 28H264L263 27V25H262ZM4 29V28H3ZM21 29H19V33L17 34V35H20V36H17L16 35V33H15V35L16 36H14L13 38L14 39H12V41L13 40H15L16 38L15 37H18V39H20V37L22 36V34H20V33H23L25 30H23V32H22V30ZM44 29V28H43ZM65 29V28H64ZM64 29H63V31H64ZM70 29V28H69ZM100 29H102V28H100ZM105 29V28H104ZM107 29V28H106ZM115 29V30H116ZM132 29V28H131ZM246 29V28H245ZM248 29H250L249 27H248ZM247 29V30H248ZM5 30V31H6ZM31 30V29H30ZM41 30V29H40ZM40 30H38V31H40ZM47 30V29H46ZM70 30H72V29H70ZM76 30V29H75ZM110 30V29H109ZM114 30V29H113ZM113 30H111V31H113ZM114 30V31H115ZM118 30V29H117ZM116 30V32H118ZM134 30H131V31H133L134 33H135V31ZM243 30H241V32L243 31ZM253 30V29H252ZM254 30H256V29H254ZM257 30H259L258 28H257ZM13 31H15V30H13ZM28 31V30H27ZM26 31V32H27ZM32 31H34V30H32ZM43 31V30H42ZM44 31H45V29H44ZM50 31V30H49ZM49 31H48V33H49ZM66 31H68L67 30V28H66ZM80 31V30H79ZM88 31V30H87ZM102 31V30H101ZM262 31H264L263 29H262ZM3 32V31H2ZM17 32V31H16ZM29 32H31V31H29ZM35 32V31H34ZM41 32V31H40ZM58 32V31H57ZM69 32V31H68ZM71 32V31H70ZM98 32H100V31H98ZM120 32H121V34H120ZM119 33H116V34H118V36L119 35H122V36H124L123 35V33H122V31H120ZM235 32V31H234ZM5 33V32H4ZM4 33H2V35L4 34ZM52 33V31L50 32V34ZM53 33H54V31H53ZM52 33V34H53ZM56 33V32H55ZM110 33H112V32H110ZM114 33V32H113ZM231 33V34H230ZM243 34H245V32L243 31L242 32ZM247 33V32H246ZM24 34V33H23ZM26 34V33H25ZM28 34V33H27ZM32 35L34 34H36V33H31ZM41 34H43V32L41 33ZM52 34H51V36H52ZM65 34V33H64ZM71 34V33H70ZM75 34H76V32H75ZM80 34V33H79ZM82 34V33H81ZM95 34V33H94ZM93 34V35H94ZM98 34V33H97ZM107 34V33H106ZM127 34V35H128ZM250 34V33H249ZM248 34V35H249ZM253 34V33H252ZM1 35V34H0ZM1 35V36H2ZM6 35H8V37H9V40H10V38H12V37H10L11 35H10V33L8 34V33H6L3 37L5 38V36ZM10 35V36H9ZM13 35H14V33H13ZM46 35H48L47 34V32H46ZM56 35V34H55ZM74 35V34H73ZM73 35H72V37H73ZM78 35V34H77ZM85 35V34H84ZM83 35V36H84ZM102 35V34H101ZM132 35V36H131ZM237 35V33H233V36H231V38L232 37H234V36H236ZM239 35H242L241 33H239ZM254 35H255V33L253 34V37H254ZM258 35V34H257ZM257 35H256V37H257ZM0 36V37H1ZM24 36V35H23ZM23 36H22V39L24 40L25 39V42L26 41H28L29 39H31L30 37H29V39L27 38V35H26V37H24L23 38ZM28 36H30V35H28ZM36 36H37V34H36ZM42 36H44V35H42ZM51 36H48V37H51ZM57 36V35H56ZM98 35H96V37H97ZM103 36V35H102ZM120 37V38H123V37ZM124 36V39L125 40H127L126 39V37ZM247 36V35H246ZM246 36H244L243 35V38H245ZM7 36H6V38L5 39H7L8 38ZM79 37V36H78ZM77 37V38H78ZM99 37V36H98ZM97 37V38H98ZM114 37V36H113ZM117 37V36H116ZM240 37V36H239ZM242 37V36H241ZM248 38L250 37V35L249 36H247ZM246 37V38H247ZM253 37H252V39H253ZM4 38H2L1 40V43L2 42H6V41H4L3 39ZM27 38V39H26ZM44 38H46L47 39V37L45 36ZM43 38V39H44ZM52 38H54V37H52ZM59 38V37H58ZM61 38V37H60ZM66 38V37H65ZM93 37H91L90 39H92ZM120 38H118V40L120 39ZM226 38H229V39H227V41L229 42H226ZM247 38V39H248ZM262 38V37H261ZM42 39V38H41ZM80 39V38H79ZM85 39V38H84ZM109 39V38H108ZM117 39V38H116ZM225 39V42H226V44H225V42L223 43V42H221V41H223ZM234 39V38H233ZM238 39V38H237ZM242 39V38H241ZM9 40L7 41V43L9 42ZM21 40V39H20ZM40 40V39H39ZM45 40V39H44ZM49 40V39H48ZM48 40H45L46 42L48 41ZM56 39L54 38V41H55ZM74 40H75V38H74ZM95 40V39H94ZM114 40V39H113ZM238 40H240V39H238ZM245 40V39H244ZM11 41V42H12ZM22 41V40H21ZM32 41H36V40H32ZM41 41V40H40ZM68 41V40H67ZM71 41H73V40H71ZM77 41H79V40H77ZM82 41V40H81ZM17 42V41H16ZM22 42H24V41H22ZM24 42V43H25ZM34 42H32V43H34ZM42 42V41H41ZM49 42L51 43V44H53V41L51 42V40H49ZM57 42V41H56ZM56 42H54V44L56 43ZM70 42V41H69ZM114 42V41H113ZM116 42V41H115ZM120 42H124V41H120ZM240 42V41H239ZM242 42H243V40H242ZM30 43V42H29ZM31 43V44H32ZM43 43V42H42ZM41 43V44H42ZM59 43V42H58ZM74 43V42H73ZM118 43V42H117ZM127 43V42H126ZM125 43V44H126ZM228 43V44H227ZM3 44V45H2ZM2 44H0V55H7V53L9 52V50L10 49H12V48H14V47H12V45H9V47L11 46L12 48H7L6 47V44L5 43H2ZM5 44V45H4ZM27 45H28V42L26 43ZM36 44H38V43H36ZM41 44H39V45H41ZM60 44V43H59ZM62 44H64V43H62ZM87 44V43H86ZM94 44V43H93ZM121 44H123V43H121ZM262 44V46H264L263 44L264 43H261ZM18 45V44H17ZM27 45H26V47H27ZM47 45V44H46ZM50 45V44H49ZM69 45V47L71 48V45L70 44H68ZM73 45V44H72ZM79 45V44H78ZM78 45H73L72 47H76L77 48V46ZM126 45H130V44H126ZM253 45V44H252ZM14 46V45H13ZM23 46V45H22ZM52 46H54V45H52ZM58 46V45H57ZM60 46V45H59ZM58 46V47H59ZM82 46V45H81ZM117 46V45H116ZM251 46V45H250ZM19 47H20V45H19ZM29 47V46H28ZM42 47H45V46H42ZM47 47V46H46ZM55 47H56V45H55ZM65 47V46H64ZM130 47V46H129ZM249 47V46H248ZM248 47L246 48V49H248ZM251 47H253V46H251ZM261 47V46H260ZM24 48V47H23ZM50 48H52V47H50ZM61 48V47H60ZM68 48V47H67ZM80 48V47H79ZM82 48V47H81ZM120 48V47H119ZM254 49H256V45H255V47H253ZM258 48V47H257ZM17 49V48H16ZM22 49V48H21ZM29 49V48H28ZM32 49V48H31ZM34 49V48H33ZM32 49V50H33ZM48 48H46L45 50L48 52V50H47ZM65 49V48H64ZM72 49V48H71ZM71 49H70V51H71ZM83 49V48H82ZM91 49V48H90ZM250 49V48H249ZM259 49V48H258ZM262 49V48H261ZM260 49V50H261ZM35 50H36V48H35ZM43 50H44V48H43ZM52 50V49H51ZM51 50H49V52L51 51ZM56 50V49H55ZM63 50V49H62ZM66 50H69V49H66ZM131 50V49H130ZM250 50H252V49H250ZM12 51H13V49H12ZM15 52L17 51V53H18V49L17 50H14ZM53 51V50H52ZM77 51V50H76ZM75 51V52H76ZM90 51V50H89ZM122 51V50H121ZM237 52V54H239V55H237V54H235L236 52ZM249 51V50H248ZM264 51V50H263ZM25 52V51H24ZM30 52V51H29ZM42 52V51H41ZM125 52V51H124ZM133 53H134V50L132 51ZM137 52V51H136ZM258 52H260V51H258ZM10 53H11V51H10ZM28 53V52H27ZM53 52H51V54H52ZM65 53V52H64ZM127 53V52H126ZM132 53V54H133ZM9 54V53H8ZM16 54V53H15ZM22 54H24V53H22ZM38 54H39V52H38ZM46 54V53H45ZM49 54V53H48ZM119 54H121V52L119 53ZM135 54V53H134ZM138 54V53H137ZM138 54V55H139ZM249 54V53H248ZM259 54V53H258ZM258 54L256 55V57L258 56ZM11 55H14V53L13 54H11ZM50 55V54H49ZM48 55V56H49ZM57 55V54H56ZM55 55V56H56ZM64 55V54H63ZM116 55V54H115ZM130 55V54H129ZM138 55H137V57H138ZM250 55V54H249ZM253 55V54H252ZM9 56V55H8ZM7 56V57H8ZM41 56H42V54H41ZM45 56V55H44ZM52 56V55H51ZM50 56V57H51ZM77 55H75L74 57H76ZM120 56V55H119ZM254 56V55H253ZM253 56H252V58H253ZM2 57H4V56H2ZM25 57V56H24ZM33 57V56H32ZM66 57V56H65ZM64 57V58H65ZM78 57V56H77ZM76 57V58H77ZM118 57V56H117ZM123 57V56H122ZM131 57V56H130ZM129 57V58H130ZM249 56H247V58H248ZM259 57V56H258ZM262 57V56H261ZM6 58V57H5ZM60 58V57H59ZM68 58V57H67ZM66 58V59H67ZM90 58V57H89ZM139 58V57H138ZM41 59V58H40ZM42 59H44V58H42ZM58 59V58H57ZM125 59V58H124ZM139 59H141V57L139 58ZM142 59H143V57H142ZM249 59H250V57H249ZM254 59V58H253ZM64 60V59H63ZM101 60V59H100ZM2 61H4V60H2ZM15 61V60H14ZM33 61V60H32ZM43 61V60H42ZM50 61V60H49ZM52 61V60H51ZM65 61V60H64ZM67 61V60H66ZM70 61V60H69ZM111 61V60H110ZM141 61V60H140ZM145 61V60H144ZM25 62V61H24ZM68 62V61H67ZM71 62V61H70ZM87 62V61H86ZM112 62V61H111ZM130 62V61H129ZM5 63V62H4ZM28 63H30V61L28 62ZM28 63H26L27 65H28ZM66 63V62H65ZM64 63V64H65ZM83 63V62H82ZM121 63V62H120ZM124 63V62H123ZM128 63V62H127ZM145 63V62H144ZM222 63V62H221ZM243 63V62H242ZM3 64V63H2ZM1 64V65H2ZM13 64V63H12ZM22 64V63H21ZM46 64V63H45ZM100 64V63H99ZM129 64V63H128ZM127 64V65H128ZM133 64V65H134ZM141 64H142V61H141ZM224 64V63H223ZM222 64V65H223ZM228 64V63H227ZM0 65V66H1ZM6 65V64H5ZM4 65V66H5ZM60 66H62L61 64H59ZM147 65V64H146ZM225 65H226V63H225ZM235 65H236V63H235ZM247 65V64H246ZM246 65H244V66H246ZM7 66V65H6ZM37 66V65H36ZM60 66H58L59 68H60ZM73 66V65H72ZM17 67V66H16ZM46 67V66H45ZM68 67V66H67ZM129 67V66H128ZM127 67V68H128ZM228 67V66H227ZM226 67V69H228ZM240 67H243V66H239V68ZM247 67V66H246ZM249 67V66H248ZM8 68H12V66L10 67H8ZM8 68H6V69H8ZM33 68V67H32ZM35 68V67H34ZM37 68V67H36ZM34 69V70H38V69ZM40 68V67H39ZM51 68V67H50ZM79 68V67H78ZM85 68V67H84ZM92 68V67H91ZM117 68V67H116ZM120 68V67H119ZM237 68H238V66H237ZM245 68V67H244ZM0 69H1V67H0ZM5 69V68H4ZM3 69V66H2V69L0 70V113H1V115H2V122L0 123V186H2L3 184H6V185H8L9 187H10V189L8 190L7 189V187L5 188V191L6 190H8L9 192H4V193H0V264H73L72 262H70L69 261V259H68V257L70 256V254H69V256H68V254H67V249L69 248L68 246L71 244H74L75 242V240L73 239V238H75V237H73L72 238V232H74L75 233V231H73L74 229H77L76 228V226H77V224H78V222L76 221V216H78L79 214H78V212L80 213V216L82 217L81 219L83 220L84 218V216L86 215H84V213L86 212L85 210H86V206H85V203H87L86 201H85V199H86V197L85 198H82L83 196L81 195V197L79 196L78 197V195H75V192H74V194L73 193H69V194H65V193H63V192H61L62 191V187H64L63 185L65 184L64 182H63V178H65L64 177V175L66 174H64L63 175V170H62V168H61V162L63 163V165L65 166L64 167V169L66 168L67 169V172L69 171H72L73 169H75V167H79V165H80V163H81V161L83 160L84 161V159H85V157H88V158H92V157H102V156H105V158L107 157L108 158V156L110 157V155H114V154H117V153H114V152H116V146H117V139L115 138V137H113L112 139V142L111 143H109V141H111V140H109V139H107V133L105 132L106 131V128H104L105 127V125L103 126L102 125V122H101V125L99 124V126H100V129H99V126H98V128H94V129H92L93 128V126H92V128H91V126H88V124H89V122H91L92 121V119L94 120V115H96V114H98L99 112H101L102 110H103V112L105 113L107 110H105L104 111V108L105 107H107V106H105L104 105V103H100L101 102V100H100V102H98V103H96V102H94L93 101V97H92V99H90L89 97H88V101H91L92 103H91V106H92V108H88V109H86L87 107H89V105L87 106V105H85V112L82 110V109H84V104L83 103H80L79 105H81V104H83L82 106H80V107H82L81 108V110L84 112V113H82V114H78V115H75L73 112V114H70V111L67 109V107H69V106H72V105H69L67 102H72V101H65V99L67 98V91L66 90H69V89H66V87L64 86V85H66V84H64L63 86V88L65 89V91L67 92H64V93H66L65 95V97L63 96V98L61 97L60 98V96H59V99H61V101H62V99H64V102H66V103H63V101H62V104L60 103V101H59V103L58 102H56L54 99H51V94H55L56 95V92L58 93V91H60V90H58V91H56L55 92V88H56V84H55V87L54 88H52L51 86H50V84H52L53 82H51L50 81V83L49 84H47L46 82H44V84L45 85H48V87L47 86H45L44 84V86L42 87V82H41V87L39 88V87H36V89H35V87H33L35 90H33L32 88H31V90H29V92L27 91V89L25 88V90H23V89H21V88H24V87H21L20 89L18 88V86L19 85H17V84H15L16 82H17V78L15 79V76L17 77L19 74L16 72V70L15 69H20V68H14V71H9V72H5V71H3L4 70ZM54 69V68H53ZM72 69V68H71ZM70 69V70H71ZM75 69V68H74ZM82 69H83V67H82ZM81 69V70H82ZM95 69H96V67H95ZM104 69V68H103ZM102 69V70H103ZM214 69H219V71L215 74V73H213L214 72ZM220 69H224V71L226 72H228V73H224V72H222V73H224L225 74V76H227V77H222V75L221 74H219L220 72H221V70ZM241 69H243V68H241ZM247 69V68H246ZM245 69V70H246ZM9 70H11V69H9ZM41 70H43V69H40V70H38V71H41ZM56 70V69H55ZM54 70V71H55ZM80 70V69H79ZM85 70V69H84ZM107 70V69H106ZM115 70L116 69H114L113 71V75L116 73L115 72ZM233 70H236V69H233ZM245 70L243 69V71L245 72ZM253 70V69H252ZM18 71V70H17ZM26 71V70H25ZM69 71V70H68ZM73 71H76V70H73ZM94 71V70H93ZM92 71V72H93ZM99 71V70H98ZM110 72L112 71V70H109ZM108 70L106 71V72H109ZM239 71V70H238ZM242 71V70H241ZM242 71V72H243ZM254 71V70H253ZM21 72V71H20ZM19 72V73H20ZM31 72V73H30ZM30 72L28 73V72H25L27 75H24V77L26 76V80H28V81H26V82H32V81H35L37 78H39V76L40 77H43L42 75H40L39 73L37 74V73H33V70L31 71L30 70ZM37 72V71H36ZM43 72V71H42ZM42 72H40V73H42ZM51 72V71H50ZM66 72V71H65ZM70 72V71H69ZM78 72V71H77ZM77 72H75V73H77ZM81 72V71H80ZM88 72L90 73V71H89V69H88ZM102 72V71H101ZM237 72V71H236ZM247 72H249L248 70H247ZM47 73H49V71L47 72ZM52 73V72H51ZM73 73V72H72ZM88 73V74H89ZM118 73H116V75H118ZM239 73V72H238ZM251 73V72H250ZM261 73V72H260ZM21 75H19V77L20 76H22L24 73H20ZM68 74V73H67ZM71 74V73H70ZM74 74V73H73ZM78 74V73H77ZM86 74H87V72H86ZM98 74V73H97ZM100 74V73H99ZM241 74H243L244 75V73H241ZM48 75V74H47ZM60 75H62V74H60ZM64 75V74H63ZM75 76H76V74H74ZM74 75H73V77H74ZM81 75V74H80ZM80 75H77V76H79V78H81L80 77ZM82 75H83V72H82ZM90 75V74H89ZM89 75H87V76H89ZM93 75V74H92ZM91 75V76H92ZM108 75V74H107ZM112 75V77H114ZM115 75V77H118L119 78V76H116ZM219 75H221V76H219ZM240 75V74H239ZM238 75V76H239ZM242 75V76H243ZM259 75H261V74H259ZM46 76V75H45ZM55 76V75H54ZM68 75H66V77H67ZM71 76V75H70ZM76 76V77H77ZM110 76V75H109ZM238 76H236L237 78H238ZM247 76V75H246ZM245 76V77H246ZM251 76V75H250ZM249 76V77H250ZM256 76H258V75H256ZM59 77H62V76H58L57 78H59ZM64 78H65V76H63ZM57 78H56V80H57ZM85 78H86V76H85ZM88 78V77H87ZM86 78V79H87ZM94 78H95V76H94ZM101 78H103V77H101ZM108 78V77H107ZM106 78V79H107ZM118 78H113L114 80H116L117 81V79ZM241 78H243V77H241ZM248 78V77H247ZM251 78V77H250ZM254 78H255V76H254ZM253 78V79H254ZM41 79V78H40ZM46 79V78H45ZM49 79V78H48ZM60 79V78H59ZM86 79H85V81H86ZM104 79V78H103ZM108 79H110V78H108ZM126 79V80H127ZM240 79V78H239ZM239 79H237V80H239ZM246 78H244L243 79V81H246L245 80ZM249 79V78H248ZM252 79V80H253ZM14 80H16V82L14 81ZM21 80H23L22 79V77H21ZM47 80V79H46ZM50 80H51V77H50ZM55 80V81H56ZM61 80V83H63L62 82V78L60 79ZM63 80H66L67 81V79L65 78V79H63ZM76 80V79H75ZM80 80V79H79ZM93 80V79H92ZM95 80V79H94ZM119 80H123V79H120L119 78ZM177 81V80H179V81H177V82H179V83H176L175 81ZM260 80H262V79H260ZM39 82H40V80H38ZM42 81H44V79L42 80ZM53 81H54V79H53ZM59 81V80H58ZM74 81V80H73ZM110 81H112V79L110 80ZM109 81V82H110ZM182 81V83H184L183 85H181L180 84V82ZM251 81V80H250ZM263 81V80H262ZM15 82V83H14ZM19 82L21 83V85L23 86L24 84H22V81H18V84H19ZM36 82V81H35ZM34 82V83H35ZM48 82V81H47ZM57 82V81H56ZM68 82V81H67ZM87 82H89V81H87ZM106 82V81H105ZM122 82H124V81H122ZM121 82V83H122ZM128 82H130L129 80H128ZM132 82V81H131ZM237 82V81H236ZM239 82V81H238ZM237 82V83H238ZM249 82V81H248ZM23 83H25V82H23ZM59 83L60 82H57V84L59 85ZM71 83V82H70ZM70 83L68 84V85H70ZM79 83V82H78ZM84 83V82H83ZM91 83H92V81H91ZM94 83V82H93ZM92 83V84H93ZM96 83V82H95ZM101 83V82H100ZM103 83V82H102ZM101 83V84H102ZM116 83V82H115ZM118 83H119V81H118ZM120 83V84H121ZM126 83V82H125ZM254 83H256V82H254ZM259 83V82H258ZM257 83V84H258ZM9 84H12V86H13V84H15V86H17L16 88H15V86L14 87H12L11 85V88L12 89H10V91H8L7 90V88H6V86L7 85H9ZM26 84V83H25ZM28 84V83H27ZM31 84V83H30ZM30 84H28V85H30ZM38 84V83H37ZM36 84V85H37ZM72 84H73V82H72ZM72 84H71V87H72ZM76 84H77V82H76ZM85 84V83H84ZM87 84V83H86ZM91 84V85H92ZM96 84H98V83H96ZM133 84V83H132ZM132 84L130 85V83H129V85H128V87L129 86H131L132 87V90L135 88V86L133 87L132 86ZM243 84H244V82H243ZM20 85V86H21ZM32 85V84H31ZM31 85H30V87H31ZM35 85V84H34ZM39 85V86H40ZM77 85H79V84H77ZM82 85V84H81ZM81 85H79L80 87H81ZM88 85V84H87ZM87 85H86V87H87ZM91 85H90V87H91ZM103 85V84H102ZM111 85H114V82H113V84H111ZM119 85V84H118ZM168 85H171V87L170 86H168ZM234 85H235V87L237 88V90H238V87L236 86V84L234 83ZM242 85V84H241ZM259 85V84H258ZM96 86H98V85H96ZM104 86H106V85H104ZM104 86H101L100 85V87H104ZM109 86V85H108ZM116 86V85H115ZM127 86V85H126ZM233 86V85H232ZM231 86V87H232ZM239 86V85H238ZM244 87H246L245 86V84L243 85ZM242 86V87H243ZM249 86H251V85H249ZM248 86V87H249ZM255 86V85H254ZM260 86V85H259ZM9 87V86H8ZM29 87V88H30ZM59 87V86H58ZM60 87H61V85H60ZM68 87V86H67ZM70 87V86H69ZM70 87V88H71ZM74 87V86H73ZM72 87V88H73ZM77 87V86H76ZM75 87V88H76ZM83 87H84V85H82V89L81 88H79V90L81 89V90H83ZM99 87V88H100ZM137 87V88H138ZM234 87V86H233ZM235 87H234V89L233 90H235ZM242 87H241V89H242ZM28 88V87H27ZM53 89V92H52V89ZM63 88H62V90H63ZM89 88V87H88ZM92 88H94V87H92ZM118 88V87H117ZM136 88V89H137ZM214 88V89H213ZM218 88H216V90L218 89ZM247 88V87H246ZM252 88V87H251ZM258 88V87H257ZM260 88V87H259ZM9 89V88H8ZM57 89V88H56ZM84 89H85V87H84ZM100 89H102V88H100ZM105 89V88H104ZM111 89H112V87H111ZM114 89V88H113ZM131 89V88H130ZM129 89V90H130ZM71 90V89H70ZM77 90V89H76ZM76 90H72V91H69V92H73V94H71V95H69V93H68V95L69 96H76L75 97V99L76 98H78L77 97V95L79 94V93H81L79 90H77V91H79V93L78 92H74V91H76ZM95 90V89H94ZM99 90V89H98ZM106 90V89H105ZM123 90H124V88H123ZM125 90H127V89H125ZM138 90V89H137ZM137 90H135L136 92H137ZM139 90H138V94H140L139 93ZM142 90L140 91L141 92V96H142ZM175 90V89H174ZM181 90V89H180ZM180 90H178V93H179V91ZM191 90V91H192ZM213 90V91H212ZM216 90H215V93L217 94V92H216ZM229 90H232V89H229ZM228 90V92H230V94H231V92L233 91H229ZM239 90H240V87H239ZM246 90V89H245ZM254 90H255V88H254ZM84 91V90H83ZM97 91V90H96ZM108 91V90H107ZM107 91H105V92H107ZM169 91H172V89L171 90H169ZM168 91V92H169ZM186 91V92H187ZM221 91V92H222ZM236 91V90H235ZM244 90H242V92H243ZM248 91V90H247ZM263 91V90H262ZM84 92H86V91H84ZM83 92V93H84ZM100 92V91H99ZM103 92V91H102ZM124 92V91H123ZM128 92V91H127ZM173 92V91H172ZM187 92V93H188ZM224 92H222V93H224ZM227 92V91H226ZM225 92V93H226ZM245 92V91H244ZM249 92V91H248ZM60 93L62 94L63 92H61L60 91ZM63 93V94H64ZM87 93V92H86ZM85 93V94H86ZM93 93V92H92ZM95 93V92H94ZM126 93V92H125ZM170 93V92H169ZM169 93H167L166 94V98L168 97L167 95L169 94ZM177 92H176V95L177 96H180L179 94H178ZM222 93H221V95L219 94H217V97H219V98H222ZM224 93V94H225ZM238 93H240V92H238ZM246 93V92H245ZM258 93H260V92H258ZM258 93H256V94H258ZM262 93V92H261ZM59 94V93H58ZM57 94V95H58ZM82 94V93H81ZM88 94V93H87ZM103 94H104V92H103ZM107 94V96H108V94L109 93H106ZM110 94H111V92H110ZM113 94V93H112ZM117 94V93H116ZM138 94H137V96H138ZM145 94V95H146ZM150 95H151V93H149ZM189 94H190V92H189ZM194 94V93H193ZM193 94H190V96L191 95H193ZM223 94V95H224ZM232 94H233V92H232ZM236 94V93H235ZM234 94V95H235ZM247 94V93H246ZM250 94V93H249ZM55 95H53V98H56V97H54ZM80 95V94H79ZM78 95V96H79ZM92 95V94H91ZM98 95V94H97ZM96 95V96H97ZM144 94H143V96H145ZM150 95H146L147 96V99L149 98V97H151ZM153 95V94H152ZM155 95V96H156ZM157 95V96H158ZM170 95H172V93L170 94ZM188 95V94H187ZM211 95V96H210ZM234 95H233V97H234ZM245 95V94H244ZM62 96V95H61ZM68 96V97H69ZM73 96H72V98H73ZM80 96H82V95H80ZM80 96H79V98H80ZM87 96V95H86ZM93 96V95H92ZM114 96V95H113ZM130 96V95H129ZM135 96V95H134ZM133 96V97H134ZM145 96V97H146ZM154 96V95H153ZM163 96V97H164ZM175 96V95H174ZM189 96V95H188ZM194 96V95H193ZM198 96V95H197ZM204 96V97H203ZM225 96V95H224ZM230 97H231V95H229ZM228 96V97H229ZM239 96V95H238ZM238 96L236 97L237 99H238ZM263 96H264V94H263ZM263 96H261V97H263ZM40 97H46V98H48V99H50V101L48 100V99H46V101L45 102H43L44 101V98H43V100H42V103H44V104H40ZM144 97V98H145ZM159 97V96H158ZM157 97V98H158ZM161 97H159L158 98V100L161 98ZM173 97V96H172ZM176 97V96H175ZM199 97V96H198ZM208 97V98H209ZM215 97V96H214ZM214 97H211V98H214ZM227 97V98H228ZM243 97V96H242ZM258 97H260V96H258ZM40 98V99H39ZM69 98H71V97H69ZM71 98V100H73ZM83 98V97H82ZM84 98H85V96H84ZM115 98H116V96H115ZM118 98V97H117ZM129 98V97H128ZM136 98V97H135ZM139 98V97H138ZM157 98H156V100H157ZM170 98H171V96H170ZM200 98V97H199ZM235 98V99H236ZM241 98V97H240ZM244 98V97H243ZM246 98V97H245ZM40 101H39V100ZM58 99V97L56 98V100ZM75 99H74V102H75ZM86 99H85V102H86ZM124 99H125V97H124ZM130 99V98H129ZM134 99V98H133ZM140 99H142L141 97H140ZM151 99V98H150ZM154 99L155 98H153V102H154ZM216 99V98H215ZM230 99V98H229ZM49 101V105L47 104V102ZM68 100V99H67ZM70 100V99H69ZM78 99H76V102H78L77 101ZM80 100H81V98H80ZM79 100V101H80ZM108 101H109V99H107ZM143 100V99H142ZM142 100H140V101H142ZM157 100V101H158ZM170 100V99H169ZM213 100V99H212ZM242 100V99H241ZM84 102V99L83 100H81L80 102ZM98 101H99V99H98ZM122 101V100H121ZM125 101V100H124ZM152 101V100H151ZM205 101V100H204ZM222 101V100H221ZM107 102V101H106ZM118 102V101H117ZM117 102H116V104H117ZM129 103H127L128 104V106H130V105H132V102L133 101H128ZM135 103L133 104L134 106H135V104H138L139 105V103L141 104L142 102H139V101H134ZM146 102V101H145ZM149 103V105L151 104V102L150 101H148ZM223 102V101H222ZM47 104V106H48V109L46 108V104ZM79 103V102H78ZM94 103H95V105H94ZM155 103V102H154ZM161 103V102H160ZM205 103V102H204ZM225 103V102H224ZM257 103V102H256ZM69 105V106H66V105ZM75 104H77V103H75ZM88 104V103H87ZM118 104H119V102H118ZM117 104V105H118ZM120 104H121V102H120ZM145 104V103H144ZM159 104V103H158ZM235 104V103H234ZM233 104V105H234ZM236 104H237V102H236ZM261 104V103H260ZM264 104V103H263ZM27 105H35L36 107H37V117H36V119L33 121L32 119V114H29V112L27 113V108H26V106ZM112 105V104H111ZM124 105V104H123ZM138 105H136V106H138ZM147 104H145V106H146ZM148 105V106H149ZM153 105V104H152ZM223 105V104H222ZM225 105V104H224ZM232 105V106H233ZM239 105V104H238ZM240 105H241V103H240ZM243 106L245 105L244 103L242 104ZM241 105V106H242ZM74 106V105H73ZM72 106V107H73ZM87 106V107H86ZM113 106V105H112ZM134 106H132V107H134ZM144 106V107H145ZM148 106H146L147 107V109H149L148 108ZM154 106V105H153ZM153 106H150V107H152L153 108ZM157 106V105H156ZM204 106V105H203ZM208 106H210V105H208ZM220 106V105H219ZM218 106V108H220ZM242 106V107H243ZM246 106V105H245ZM78 108H79V106H77ZM77 107H76V109L75 110H77ZM109 107V106H108ZM107 107V108H108ZM113 107H115V104H114V106ZM112 107V108H113ZM124 107H125V105H124ZM127 107V106H126ZM240 107V106H239ZM258 108H259V106H257ZM73 108H75V106L73 107ZM107 108H105V109H107ZM110 108V107H109ZM117 108V107H116ZM123 108V107H122ZM131 107H128L127 109H130ZM151 108V110H154V108L152 109ZM215 108V107H214ZM236 108H238V107H236ZM235 108V109H236ZM72 109V108H71ZM70 109V110H71ZM137 109V108H136ZM174 109V108H173ZM176 109V108H175ZM29 110H30V108H29ZM31 110H32V108H31ZM47 110H49V111H51V115L49 114V112H47ZM113 110V109H112ZM123 110V109H122ZM125 110V109H124ZM207 110V109H206ZM214 110V109H213ZM232 110H233V108H232ZM239 110V109H238ZM241 110V109H240ZM243 110H245L244 108H243ZM33 111V110H32ZM69 113V114H67V112ZM79 109L77 110V111H75L76 112V114H77V112L79 113ZM119 111V110H118ZM199 111V110H198ZM242 111V110H241ZM36 112V111H35ZM81 112V111H80ZM102 112V113H103ZM120 112V111H119ZM131 112V111H130ZM174 112H176V111H174ZM103 113V114H104ZM107 113V112H106ZM201 113V112H200ZM111 114V113H110ZM72 115V116H71ZM73 115H75V116H73ZM99 115H101L100 113H99ZM34 116V115H33ZM117 116V115H116ZM149 117H150V115H149ZM96 118V117H95ZM101 118V117H100ZM104 118V117H103ZM102 119V118H101ZM150 119H152V118H150ZM108 120V119H107ZM153 120V119H152ZM178 120V119H177ZM95 121H97V120H95ZM102 121V120H101ZM100 122V121H99ZM106 122V121H105ZM109 122V121H108ZM91 124H93L92 122H91ZM106 124V123H105ZM110 124V123H109ZM212 124V123H211ZM148 125V124H147ZM110 126V125H109ZM145 126V125H144ZM87 127H90L91 128V130H89V129H87ZM212 127V126H211ZM110 130V129H109ZM113 132V131H112ZM208 132V131H207ZM195 133V132H194ZM209 134V133H208ZM190 135H192V134H190ZM210 137V136H209ZM196 138V137H195ZM194 138V139H195ZM207 138V137H206ZM3 139L5 140V141H3ZM111 139V138H110ZM181 139V138H180ZM188 138H186V140H187ZM208 139V138H207ZM206 139V140H207ZM109 140V141H108ZM196 140V139H195ZM193 141V140H192ZM184 142H186V141H184ZM204 142V141H203ZM211 142V141H210ZM182 143V142H181ZM197 143V142H196ZM175 144V143H174ZM178 144V143H177ZM176 144V145H177ZM90 145V146H89ZM176 145H174V146H176ZM186 144L184 143V145L183 146H185ZM191 145H193L194 146V144H191ZM203 145V144H202ZM178 146V145H177ZM176 146V147H177ZM187 146V145H186ZM190 146V145H189ZM119 147V146H118ZM180 147V146H179ZM200 147V146H199ZM202 147V146H201ZM173 148V147H172ZM187 148H189L188 146H187ZM174 149V148H173ZM186 149V148H185ZM205 149V148H204ZM187 150H189V149H187ZM159 151V150H158ZM192 151V150H191ZM194 152L196 151V150H193ZM155 152V151H154ZM153 152V153H154ZM178 152V151H177ZM176 152V153H177ZM187 152V151H186ZM185 152V153H186ZM156 153V152H155ZM155 153L154 154H152L151 156H150V159H151V164L153 163V165L156 167V169H159V165H160V163H161V160H160V158H158V157H156L155 156ZM162 153V152H161ZM174 153V152H173ZM184 153V149L183 150H181L180 149V152H178V156H185V157H187V155H185V154H183ZM197 153H199L200 154V151H199V149H198V152ZM203 153V152H202ZM206 153V152H205ZM120 154V153H119ZM163 154V153H162ZM187 154H189V153H187ZM191 154L193 155V153L191 152ZM190 154V155H191ZM209 154H211L210 152H209ZM118 155V154H117ZM173 155H175V154H173ZM191 155V157L193 158V157H195V156H192ZM195 155V154H194ZM202 155V154H201ZM201 155L199 156V157H201ZM261 155V154H260ZM165 156V155H164ZM196 156H198V154L196 155ZM203 156V155H202ZM262 156H264V155H262ZM262 156H260V157H262ZM112 157V156H111ZM118 157V156H117ZM105 158H103V160L105 159ZM106 158V159H107ZM113 158V157H112ZM149 158V157H148ZM163 158V157H162ZM188 158V157H187ZM198 158V157H197ZM202 158V157H201ZM225 158V157H224ZM101 159V158H100ZM99 159V160H100ZM111 159V158H110ZM189 160V162H190V157L188 158ZM259 159V158H258ZM261 159V158H260ZM97 160V159H96ZM98 160V161H99ZM102 160V159H101ZM109 160V159H108ZM200 160V159H199ZM202 160H204L203 158H202ZM59 161H61V162H59ZM89 161V160H88ZM95 161V160H94ZM113 161V160H112ZM183 161V160H182ZM187 161V162H188ZM192 161H193V159H192ZM195 161L196 162H198V159H195ZM206 160H204V162H205ZM221 161V160H220ZM223 161H226V160H224L223 159ZM97 162V161H96ZM102 162V161H101ZM222 162V161H221ZM228 162V160L225 162V163H227ZM249 162H250V160H249ZM253 162V161H252ZM251 162V163H252ZM261 162H262V160H261ZM100 163V162H99ZM98 163V164H99ZM103 163V162H102ZM118 163V162H117ZM116 163V164H117ZM186 163V162H185ZM184 163V164H185ZM195 163V162H194ZM202 163H203V161H202ZM206 163H208L209 165H208V167L210 166V164L211 163H209V162H206ZM258 163H259V161H258ZM83 163H81V165H82ZM88 164H90V163H88ZM93 164V163H92ZM95 164V163H94ZM97 164V163H96ZM112 164V163H111ZM144 164V163H143ZM187 164H190V163H187ZM193 164V163H192ZM197 164H201V163H197ZM205 163H203V165H204ZM214 164V163H213ZM219 164V163H218ZM80 165V166H81ZM84 165V164H83ZM121 165H123V164H121ZM186 165V164H185ZM202 165V164H201ZM207 165V164H206ZM223 165H224V163H223ZM102 166V165H101ZM116 166V165H115ZM139 166V165H138ZM146 166V165H145ZM205 166V165H204ZM252 166V165H251ZM118 168L117 169H115V171H111L112 170V168H111V175H114V174H116V173H121V174H123V176L122 177H124V179H125V181H126V184H127V187L128 188H131L132 187V184H131V180H136L137 181V185H138V183H140V182H142L143 180H144V178H145V180H146V177H147V175H145L146 173H143V171H141V169L140 168H136V167H133L134 169L133 170H125L126 168L124 167H122V166H117ZM141 167V166H140ZM197 167V166H196ZM223 167V166H222ZM81 168V167H80ZM94 168V167H93ZM92 168V169H93ZM113 168H114V166H113ZM131 168V167H130ZM144 168V167H143ZM142 168V169H143ZM190 168H191V166H190ZM193 168H195L194 167V165H193ZM192 168V170H194V171H197V172H199V174H202V175H207V174H209V173H207V171H206V168H199V170L197 169V170H195V169H193ZM211 168V167H210ZM77 169V168H76ZM95 169V168H94ZM93 169V170H94ZM128 169V168H127ZM235 169V168H234ZM81 170V169H80ZM91 170V169H90ZM144 170V169H143ZM161 170V169H160ZM191 170V171H192ZM95 171H97V170H95ZM193 171V172H194ZM66 172V171H65ZM103 172H105V171H103ZM147 173H148V171H147ZM241 173V172H240ZM246 173V172H245ZM78 175H79V173H77ZM109 174V173H108ZM149 174H151L150 172H149ZM198 174V173H197ZM244 174V173H243ZM248 174V173H247ZM75 175V174H74ZM78 175H77V177H78ZM110 176V175H109ZM192 176V175H191ZM245 176V175H244ZM74 177V176H73ZM176 177V176H175ZM217 177V176H216ZM118 178V177H117ZM193 179V178H192ZM75 180V179H74ZM194 180V179H193ZM212 180V179H211ZM155 181V180H154ZM178 181V180H177ZM248 181V180H247ZM246 181V183H245V185H243L242 184V191H243V193L242 194H245V192L247 191V188H248V182ZM30 183L31 184V187L28 189L27 187V192H24L23 191V189L24 188H22V185H24V183ZM63 182V183H62ZM82 182V184L81 185H85L86 184V182H85V180L84 181H81ZM98 182V181H97ZM135 182V181H134ZM150 182V181H149ZM240 182V181H239ZM253 183V182H252ZM63 184V185H62ZM135 183H133V185H136ZM241 184V183H240ZM6 185H4V186H6ZM152 185V184H151ZM3 186V187H4ZM30 186V185H29ZM78 186V185H77ZM143 186H144V184H143ZM149 186V185H148ZM91 187V186H90ZM151 187V186H150ZM251 187V186H250ZM1 188V187H0ZM68 188V187H67ZM73 188V187H72ZM116 188V187H115ZM92 189V188H91ZM90 189V190H91ZM95 189V188H94ZM143 189V188H142ZM74 190H76V189H74ZM108 190V189H107ZM60 191V192H59ZM83 191V190H82ZM111 191V190H110ZM128 191V190H127ZM72 192V191H71ZM95 192V191H94ZM87 193V192H86ZM247 193V192H246ZM129 194V193H128ZM138 194H139V192H138ZM150 194V193H149ZM61 196H63V198L62 199H64V200H66V202L65 201H63V200H61ZM114 196V195H113ZM145 196V201H146V204H147V206H148V203H149V195H144ZM245 196V195H244ZM98 197V196H97ZM101 197V196H100ZM100 197H99V200H100ZM111 197V196H110ZM126 197V196H125ZM127 197H129L128 195H127ZM88 198V197H87ZM104 198V197H103ZM112 198V197H111ZM98 199V198H97ZM113 199V198H112ZM93 200V199H92ZM102 200V199H101ZM115 200V199H114ZM137 200V199H136ZM61 201H63V202H65V203H63L62 205H63V207H61ZM90 201V200H89ZM95 201V200H94ZM98 201V200H97ZM96 201V202H97ZM118 201V200H117ZM127 201V200H126ZM140 201V200H139ZM239 201V200H238ZM237 201V202H238ZM245 201H246V198H244V197H242L241 199H240V204L241 205H243L244 203H245ZM99 202V201H98ZM97 202V203H98ZM102 202V201H101ZM142 202V201H141ZM140 202V203H141ZM126 203V202H125ZM124 203V204H125ZM100 204V203H99ZM104 204V203H103ZM128 209H131V210H133L134 211V209H135V204H134V202H132V200L131 199H128ZM238 204V203H237ZM98 205V204H97ZM112 205V204H111ZM236 206V205H235ZM100 207V206H99ZM102 208V207H101ZM138 208V207H137ZM136 208V209H137ZM140 208V207H139ZM139 208L137 209V210H139ZM152 208V207H151ZM127 209V210H128ZM90 211V210H89ZM148 211V210H147ZM30 213H32L33 215H34V217L33 218H36V224H34V229H35V231L38 233V247L36 248V249H38L39 251H40V255H39V253H36V251L32 248V242L34 241V240H36V239H32L35 235L34 234H36L35 233V231H32V228L29 226V231H30V237H31V239H29V240H31L30 242V244L27 242H25V239H26V233H27V226L29 225V222H28V220H29V214ZM78 214V215H77ZM145 214V213H144ZM214 214V213H213ZM109 215V214H108ZM79 216V217H80ZM30 217H32L31 215H30ZM78 217V218H79ZM100 217H101V215H100ZM103 217V216H102ZM149 217V216H148ZM147 216H146V218H148ZM86 218V217H85ZM117 218V217H116ZM108 219H109V217H108ZM151 219V218H150ZM81 220V221H82ZM81 221H80V223H81ZM87 220L85 219V222H86ZM83 222V221H82ZM85 222H83V223H85ZM108 222V221H107ZM8 224V223H10V224H13L15 227L13 228V229H15V233H14V235H13V239H9V235H8V231H4V229H3V226L5 225V224ZM79 223V224H80ZM83 223H81V224H83ZM88 224L90 223V222H87ZM87 223H85V224H87ZM146 223V222H145ZM9 224V225H10ZM81 224H80V226H81ZM84 224V225H85ZM89 225H91V224H89ZM88 225V226H89ZM12 226V225H11ZM10 226V227H11ZM135 228V227H134ZM10 230V229H9ZM91 230V229H90ZM13 232V231H12ZM67 232H68V234L71 232V234L68 236L67 235ZM73 233V234H74ZM76 234V233H75ZM74 234V235H75ZM82 234H83V232H82ZM89 234V233H88ZM36 236V237H37ZM29 237V238H30ZM35 237V238H36ZM77 237V236H76ZM79 238V237H78ZM77 238V239H78ZM80 238H81V236H80ZM92 238V237H91ZM102 239V238H101ZM28 240V239H27ZM26 240V241H27ZM128 240V239H127ZM145 240V239H144ZM78 241V243H79V241L80 240H77ZM76 241V242H77ZM84 241V240H83ZM137 242V241H136ZM82 242H80L79 243V247H80V244H81ZM83 245H81V249H79V250H82V251H84V252H82V251H80L83 255H85V257L82 255V257H81V255L79 254V251H77L76 252V250L74 249V251L76 252V254L78 255H80V256H78V257H80V258H82V260H84V262L86 261L84 258H86L87 260H88V258H89V254L91 253V251L90 250H88L87 252H89L90 251V253L87 255L86 254V249H88V248H86V247H84V243H82ZM77 244L75 243V245L74 246H76ZM96 245H98V244H96ZM77 246V247H78ZM131 246V245H130ZM90 247V246H89ZM86 248V249H85ZM106 248V247H105ZM94 249V248H93ZM100 249V248H99ZM139 249V248H138ZM107 250V249H106ZM137 250V249H136ZM38 251V252H39ZM73 251V252H74ZM69 252V251H68ZM85 253V254H84ZM103 253V252H102ZM88 257H87V256ZM91 257V256H90ZM92 259V258H91ZM98 259H99V257H98ZM123 259H124V257H123ZM126 259V258H125ZM81 260V259H80ZM89 260H90V258H89ZM122 260V259H121ZM142 261V260H141ZM75 262V261H74ZM89 262L90 261H88L87 263L89 264ZM91 262H93V260H91ZM80 262L78 261V264H79ZM123 263V262H122ZM75 264V263H74ZM80 264H83V262L81 261V263ZM90 264H92V263H90ZM96 264H98V263H96Z\"/></svg>", "mask_w": 264, "mask_h": 264}]
</instances>
